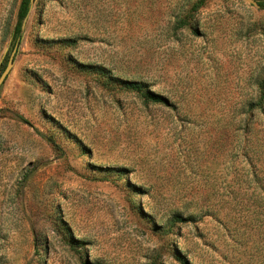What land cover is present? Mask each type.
Here are the masks:
<instances>
[{"label":"rangeland","instance_id":"obj_1","mask_svg":"<svg viewBox=\"0 0 264 264\" xmlns=\"http://www.w3.org/2000/svg\"><path fill=\"white\" fill-rule=\"evenodd\" d=\"M197 1L35 0L0 88V264H264V10L180 27Z\"/></svg>","mask_w":264,"mask_h":264},{"label":"trees","instance_id":"obj_2","mask_svg":"<svg viewBox=\"0 0 264 264\" xmlns=\"http://www.w3.org/2000/svg\"><path fill=\"white\" fill-rule=\"evenodd\" d=\"M32 0H22L19 14H18V21L15 25L14 29L12 30V45L15 46L17 43L22 42L23 38V23L25 19L28 17L31 8H32ZM260 6V9L264 10V0H256ZM205 5V0H198L196 3L193 4V6L188 11V14L185 18L180 20V27L186 28L190 25V16L194 13H196L200 8H202ZM14 48V47H13ZM6 68V67H5ZM5 70V69H4ZM3 70V72H4ZM96 71V73L106 79L109 83H113L114 85L121 86L122 88L130 91H134L138 94L143 95L144 98H146L148 101H152L154 103H160V104H168V100L163 97L162 95H159L157 93L151 92L147 85L144 83L138 82V81H124L122 79L114 78L112 75H110L105 69L100 70H93ZM262 90L264 88L262 87ZM262 102L264 101V91L262 92ZM176 222H184V218L176 215L174 216L172 220V224ZM185 263V262H184Z\"/></svg>","mask_w":264,"mask_h":264},{"label":"water","instance_id":"obj_3","mask_svg":"<svg viewBox=\"0 0 264 264\" xmlns=\"http://www.w3.org/2000/svg\"><path fill=\"white\" fill-rule=\"evenodd\" d=\"M246 3L260 9V6L258 4V2L256 0H244ZM32 5L34 4L35 0H32ZM28 18V17H27ZM27 18L25 19L24 23H23V30L26 26V20ZM19 48H20V43H17L13 50H12V53L9 57V60H8V63H7V66L4 70V72L1 74L0 76V88L5 84V82L8 80V78L11 76L13 70H14V67H15V64H16V59H17V56L19 54Z\"/></svg>","mask_w":264,"mask_h":264}]
</instances>
